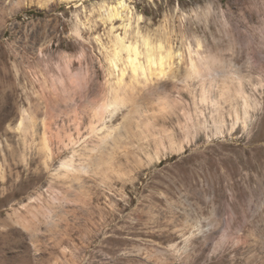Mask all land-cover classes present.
<instances>
[{
    "label": "rangeland",
    "instance_id": "1",
    "mask_svg": "<svg viewBox=\"0 0 264 264\" xmlns=\"http://www.w3.org/2000/svg\"><path fill=\"white\" fill-rule=\"evenodd\" d=\"M116 35L185 58L106 115L125 136L90 160L94 107L124 65L107 61ZM198 39L260 102L249 128L209 140L192 119L184 131L196 108L177 78ZM172 129L173 143L151 135ZM71 158L86 164L77 175L62 167ZM0 264H264V0H0Z\"/></svg>",
    "mask_w": 264,
    "mask_h": 264
},
{
    "label": "bare ground",
    "instance_id": "2",
    "mask_svg": "<svg viewBox=\"0 0 264 264\" xmlns=\"http://www.w3.org/2000/svg\"><path fill=\"white\" fill-rule=\"evenodd\" d=\"M119 4L120 6H115L112 8V10L110 11L111 13L110 16L120 15V12H122L123 10V9H120V7H124L125 3H123V1H120ZM138 36H141V35H138ZM124 37L126 36L124 35ZM141 37L143 38L142 46H144V51H142L141 45L138 41L140 40L139 37L137 38L138 40L136 39L134 41L133 39L135 38L133 36V39L131 37V41L128 42L126 41V39L123 38V36L122 37L118 36L116 40L114 41L113 48H111L112 51L110 52L109 55L107 54L108 55L107 61H109L110 67L113 70L115 69V67H118V65L120 64L118 62L120 61L124 65L122 64L123 65V66L121 65L122 68L120 67L121 68L120 74L118 73V75L116 76V73H115V77H116L115 80L110 81L109 79H107L108 81L107 90H106V93L104 92L105 97L102 99V101L99 104L97 103V105H95L96 107V108L94 107L95 111L93 109L94 111L93 117H95L94 119L100 123V126L98 124H97L98 126L95 124L91 125L90 131L96 134V137H98V144H96V147H94V149L91 150V153L84 154V155H87V157L90 158V160L91 158L94 157L93 152L95 149L96 151L99 152L100 147L103 144L108 143L110 139H112L116 145L120 146L121 138L125 136L121 132V128L123 124L113 126V127L112 126L108 127V125H106L105 121H106L107 114L110 117H112L114 113H116L122 107L131 105L132 102L134 101V95L137 93L135 90H138L139 92L140 89H138V87L139 88L143 87L140 91V94H141V92H143L142 90L145 89L149 85L150 76L152 77L153 76L160 77V76H168V75L179 76V73L173 74V69H174L173 65L176 62L175 61L176 58L178 59L180 57L179 59L181 61L184 60L185 58L183 56L184 53L182 52L176 53L172 45L165 44L163 40L158 39L160 41L155 42L154 40H152V38L150 39L149 36L148 37L141 36ZM192 46L188 47L189 56L186 59L187 61L186 66H185L186 68H184L185 72L183 74L180 72L182 74L181 78L176 77L178 80L181 79L184 82L183 84L186 86L187 90L190 91V93L192 94V97H194V105L196 108L195 112L187 111L188 108L186 109V111L183 109L184 110L183 116H185L186 118L185 117L184 118L187 120V122L185 121L186 122L185 124L183 123L184 124L183 128L185 127L184 131L186 132L190 130L189 121L190 120L192 121V119L193 120L196 119L195 121H197L198 119V124H199L198 126L201 128L209 127V131L212 132V134L209 133V140H211L212 135L224 136L227 130L230 132L233 131L238 126V124H242L243 125L242 127L244 128H249L250 127L249 119L251 117V112L257 109V106L260 105V102L258 103L257 99L252 97L253 95L251 96L245 92V87L243 88V84H242L243 80L238 75L239 74L238 72H237L238 74L235 75L233 72H230L229 69H227L228 70L227 71L226 70L227 67L224 69L225 71L222 72L223 69H220L222 71L218 69V66L222 63L218 61L217 57H214L210 53L209 54L206 53L207 55H204L205 53L202 51V42L199 39L197 40V48H193ZM142 55L144 57L143 61L141 59ZM107 69L110 70L109 68ZM127 70H130L132 73L130 75V77H132L130 81L129 80L126 81V78H125V73ZM235 70H238V69H235ZM217 78H221V82H220V85L218 86V89H219L218 95L213 96L212 91H214L213 89L217 87L216 86L218 83ZM196 85H198L201 89L200 96L198 94V98H197V95H195L194 93ZM149 89H147L146 91L152 94L153 92ZM154 93H155V90H154ZM159 93H162V92H159ZM163 94H162L161 100L159 101L160 111L161 110L164 111L167 108V106H169L170 108L169 109L167 108V109L169 110V114L171 115L170 111L171 110L174 111L173 109L175 108L172 109V107L168 105L170 96L169 97L168 95L163 96ZM174 99L172 98L171 101L173 100L175 102ZM176 100L177 102L180 101V99L178 100V98ZM206 107L209 109V120H208L206 111L204 110V108ZM167 109L166 111L168 112ZM135 111L136 110L131 108L128 111V113H130L131 116H133V113ZM167 112H165L166 113L165 115H167ZM162 114L163 113H161V116ZM34 121L36 120H34L30 115H24L21 118L19 125L22 128H24V130L25 129L27 130L29 127H32L34 125ZM252 122L253 121H251L250 123L252 124ZM150 123L152 124V121ZM153 125L155 126V124ZM152 130H149V131H152ZM166 131L167 130L165 129V132ZM161 133L160 134L157 133L158 134L157 136L155 135L156 133L154 134V131L151 133L152 137L154 138L156 143H159V145H166L165 140L167 139L169 140V142L171 141V143H173V141L175 140L174 130L168 131L167 134H164V133L161 134ZM144 138H146L147 141L151 142V140H149L151 138L150 136L147 135ZM43 146L46 150L49 151V146L46 140L44 141ZM84 160H87V159L85 158ZM74 162L75 161L72 158L66 159L62 162V165H63L62 167L64 168V171L66 174L77 175L78 172H80L82 169H85L86 164L85 165L79 164L78 166Z\"/></svg>",
    "mask_w": 264,
    "mask_h": 264
}]
</instances>
